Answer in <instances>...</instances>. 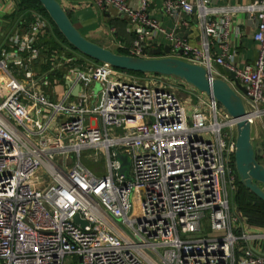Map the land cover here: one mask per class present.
<instances>
[{"label": "built area", "instance_id": "2783aa9c", "mask_svg": "<svg viewBox=\"0 0 264 264\" xmlns=\"http://www.w3.org/2000/svg\"><path fill=\"white\" fill-rule=\"evenodd\" d=\"M95 2L127 17L135 38L120 48L145 57L161 32L151 0ZM210 3L164 0L167 16L195 12L204 32L200 47L170 36V57L211 69L208 37H226L229 22H211ZM16 10V0H0V74L8 77L0 100V264H264V229L232 205L238 120L202 93L197 108L188 106L178 91H198L176 77L139 78L43 49L51 23L40 12L6 31ZM247 11L256 15L257 60L239 68L224 45L215 62L246 89L244 119L256 128L264 119V0ZM83 159L103 166L92 171Z\"/></svg>", "mask_w": 264, "mask_h": 264}, {"label": "crops", "instance_id": "0c3cea01", "mask_svg": "<svg viewBox=\"0 0 264 264\" xmlns=\"http://www.w3.org/2000/svg\"><path fill=\"white\" fill-rule=\"evenodd\" d=\"M76 1L78 4L74 6H70L65 1L64 8L75 28L84 37L114 53V49L116 53L121 50L120 45L125 48L132 46L135 36L131 32V24L127 17L116 9L101 11L95 0ZM128 1L134 5L139 3V0ZM255 1L257 0H211L208 5L211 22L220 25L226 18L229 22L226 37L218 33L208 37L209 54L212 60L211 71L214 77H224L230 81L228 68L217 65L215 62V59L222 54L224 45H227L230 53L234 55L235 66L239 68L253 64L257 60L259 44L254 40L256 15L247 11V7ZM149 13L160 24L161 32L151 42V45L147 46L148 50L161 49L164 51L165 48H169L171 53L173 39L170 36L186 41L192 47L201 46L204 32L197 13H181L176 18L169 17L164 13V0H151ZM63 84L57 81L56 88L59 87L61 91ZM255 130L256 139L260 141L259 145L264 146V119ZM263 146L262 149L259 148V151L264 155ZM261 164L264 165V159Z\"/></svg>", "mask_w": 264, "mask_h": 264}, {"label": "water", "instance_id": "95a60500", "mask_svg": "<svg viewBox=\"0 0 264 264\" xmlns=\"http://www.w3.org/2000/svg\"><path fill=\"white\" fill-rule=\"evenodd\" d=\"M38 1L66 41L87 58L127 72L176 77L218 103L229 116L238 120L235 170L241 183L264 201V165L257 161L253 144L256 130L253 124L244 119L248 110L242 94L246 95L247 92L236 80L234 73L229 72V79L233 81L236 89L226 80L214 77L210 68L170 57L169 48H165L164 51L145 50L146 56L143 58L114 53L84 37L75 28L69 14L59 1ZM66 84L68 85V82ZM77 92L78 89L74 94L77 95ZM120 160L123 166L122 171L125 172L124 168L129 164L127 157L120 156ZM75 221L81 222L79 216H76ZM82 224L86 223L82 222Z\"/></svg>", "mask_w": 264, "mask_h": 264}, {"label": "trees", "instance_id": "16d2710c", "mask_svg": "<svg viewBox=\"0 0 264 264\" xmlns=\"http://www.w3.org/2000/svg\"><path fill=\"white\" fill-rule=\"evenodd\" d=\"M17 2V10L16 13L10 17L8 20L10 22L9 25H5L6 31H10L14 25L20 23V17L27 13L28 11H37L43 14L51 23V33L48 37L43 39V46L50 49H62L64 46L71 49V51L81 57V59L88 60L84 55L80 54L75 48H73L64 38V36L57 29L54 22L51 20L44 7L39 3L38 0H16ZM59 43V44H58ZM62 44L64 46H62ZM46 52V51H45ZM119 53H123L121 50ZM126 55V54H123ZM91 60V59H89ZM88 60V61H89ZM93 61V60H92ZM95 62V61H93ZM98 63V62H96ZM47 66H43V69L46 70ZM117 71L126 72L132 76H136L139 78H144L149 74H141L134 72H127L123 70L116 69ZM256 159L261 164L264 155L263 153H259L256 151ZM235 165V160H234ZM234 202L237 209L241 212V214L248 219V222L251 226L258 227L264 229V201L257 197L253 192L247 189L240 181L238 177L237 181V191L234 196Z\"/></svg>", "mask_w": 264, "mask_h": 264}, {"label": "rangeland", "instance_id": "374dc122", "mask_svg": "<svg viewBox=\"0 0 264 264\" xmlns=\"http://www.w3.org/2000/svg\"><path fill=\"white\" fill-rule=\"evenodd\" d=\"M57 1H59V2H61V0H57ZM66 3H69L70 4V6H74V5H76V4H78V1H76V0H67V2ZM5 23L7 24V25H9L10 24V22H9V20H8V18H6V21H5ZM5 29V28H4ZM6 29H8V28H6ZM5 29V30H6ZM1 39L2 40H4V38L6 37V35L4 34V33H2L1 35ZM49 38V37H48ZM6 39V38H5ZM43 43L44 42H42L41 43V46L43 47V49H45V50H49V51H60L61 49H50V48H46L45 46H43ZM59 44V43H58ZM62 46H64L63 44H62ZM62 49H64L68 54H71V55H75L72 51H71V49H69V48H67L66 46H64ZM115 50V53H116V49H114ZM121 51L123 52V53H117V54H126V55H128L129 54V52H128V50L127 49H121ZM79 52V51H78ZM80 53V52H79ZM81 54V53H80ZM83 55V54H82ZM86 57V56H85ZM87 58V57H86ZM89 60V59H88ZM96 64V62H93L92 60H89V62H88V65H92V64ZM62 71L63 70H61L60 72H59V74L60 75H62ZM145 75V74H144ZM8 79V77L6 76V74H0V100H3V98H4V93L6 94V89H7V85H8V83H7V80ZM58 79H62L61 77H59ZM172 81H174L175 83H177V84H181V85H183L184 83H182L181 81H179V80H176V79H171ZM185 85V84H184ZM57 86H59V85H57ZM185 88H188L187 86H184ZM57 91H58V93H60L59 94V96L61 95V91H60V89H59V87H57ZM200 93L199 92H197V93H188V92H186L185 90H183V89H181V90H179L178 91V93H177V95L184 101V102H186V104L188 105V106H190V107H198L199 106V103H198V100H196L198 97V95H199ZM201 95H203V96H206V95H204V94H201ZM220 108H222L221 106H220ZM259 140L258 139H256L255 138V140L253 141V144H254V147H255V149H256V151L258 150V152L259 153H261L260 151H259V148H261L262 149V146H263V144H260L259 145ZM264 147V146H263ZM264 150V149H263ZM82 163L84 164V166L85 167H87V168H89V169H91L92 171L93 170H97L98 168H101L102 166H103V162H101V163H98V162H96V161H88V160H85V159H83L82 160ZM236 191H237V189H236ZM236 193V192H235ZM234 196H235V194H232V205L235 207L236 205H235V202H234ZM254 227V226H253ZM258 228V227H257Z\"/></svg>", "mask_w": 264, "mask_h": 264}]
</instances>
